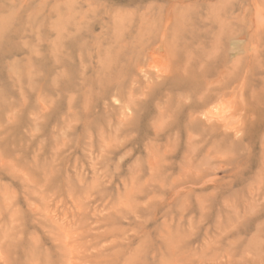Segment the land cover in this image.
<instances>
[{
    "label": "rangeland",
    "instance_id": "374dc122",
    "mask_svg": "<svg viewBox=\"0 0 264 264\" xmlns=\"http://www.w3.org/2000/svg\"><path fill=\"white\" fill-rule=\"evenodd\" d=\"M0 264H264V0H0Z\"/></svg>",
    "mask_w": 264,
    "mask_h": 264
},
{
    "label": "bare ground",
    "instance_id": "6f19581e",
    "mask_svg": "<svg viewBox=\"0 0 264 264\" xmlns=\"http://www.w3.org/2000/svg\"><path fill=\"white\" fill-rule=\"evenodd\" d=\"M230 100V99H229ZM225 121V120H224Z\"/></svg>",
    "mask_w": 264,
    "mask_h": 264
}]
</instances>
